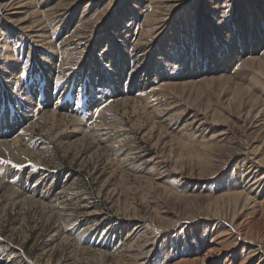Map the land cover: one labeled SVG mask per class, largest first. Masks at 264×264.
<instances>
[{
    "label": "rangeland",
    "instance_id": "obj_1",
    "mask_svg": "<svg viewBox=\"0 0 264 264\" xmlns=\"http://www.w3.org/2000/svg\"><path fill=\"white\" fill-rule=\"evenodd\" d=\"M3 96L0 264H264V0H0Z\"/></svg>",
    "mask_w": 264,
    "mask_h": 264
},
{
    "label": "bare ground",
    "instance_id": "obj_2",
    "mask_svg": "<svg viewBox=\"0 0 264 264\" xmlns=\"http://www.w3.org/2000/svg\"><path fill=\"white\" fill-rule=\"evenodd\" d=\"M10 99V97H7V96H3V98H0V155L1 154H4L5 152L7 153L8 151H9V148H11V147H9L7 144H8V140H5L4 138H6L8 135L7 134H5L3 131H1V128H3L4 126L6 127V125H9L10 124V122L8 121V118L6 119V120H4L3 121V119H5L6 117L5 116H3L4 115V110H3V103H4V101L5 100H9ZM4 106H6V105H4ZM3 113V114H2ZM2 118V119H1ZM13 122H16V120H14L13 119ZM6 123V124H5ZM12 127L14 128V129H12L11 131H10V134L11 133H15L17 130H19V124L18 123H13L12 124ZM11 127V128H12ZM19 140H16L15 141V144H13L12 146H17L18 148H20V145H19V142H18ZM13 148V147H12ZM21 194H24V192L23 191H21Z\"/></svg>",
    "mask_w": 264,
    "mask_h": 264
}]
</instances>
